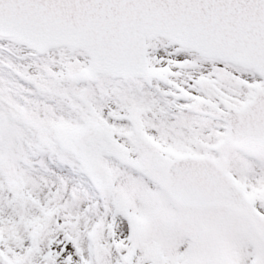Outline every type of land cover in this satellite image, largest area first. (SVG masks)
I'll return each mask as SVG.
<instances>
[{"label": "snow or ice", "instance_id": "obj_1", "mask_svg": "<svg viewBox=\"0 0 264 264\" xmlns=\"http://www.w3.org/2000/svg\"><path fill=\"white\" fill-rule=\"evenodd\" d=\"M0 264H264V0H0Z\"/></svg>", "mask_w": 264, "mask_h": 264}]
</instances>
